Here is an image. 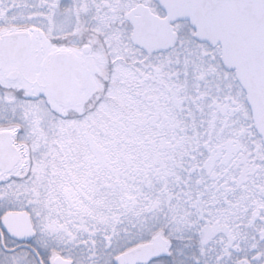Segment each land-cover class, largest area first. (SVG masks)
<instances>
[{
    "label": "snow or ice",
    "instance_id": "snow-or-ice-1",
    "mask_svg": "<svg viewBox=\"0 0 264 264\" xmlns=\"http://www.w3.org/2000/svg\"><path fill=\"white\" fill-rule=\"evenodd\" d=\"M0 264H264V0H0Z\"/></svg>",
    "mask_w": 264,
    "mask_h": 264
}]
</instances>
